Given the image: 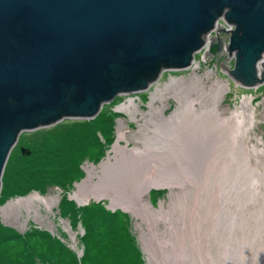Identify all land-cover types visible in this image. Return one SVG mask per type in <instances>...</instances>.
<instances>
[{"label":"water","instance_id":"1","mask_svg":"<svg viewBox=\"0 0 264 264\" xmlns=\"http://www.w3.org/2000/svg\"><path fill=\"white\" fill-rule=\"evenodd\" d=\"M219 21L235 29L229 45L211 38L207 57L225 47L234 87L259 88L264 0H0V192L23 134L93 120L164 72L189 70Z\"/></svg>","mask_w":264,"mask_h":264},{"label":"bare ground","instance_id":"2","mask_svg":"<svg viewBox=\"0 0 264 264\" xmlns=\"http://www.w3.org/2000/svg\"><path fill=\"white\" fill-rule=\"evenodd\" d=\"M227 24L223 22V25ZM234 29L233 27V30ZM207 37V35L204 37V44L200 51H203L204 47L210 43ZM262 60L264 62V57ZM262 63L257 65L256 71L260 79V65ZM195 79L196 81L192 82V84H188V88H185V86V89H183H189L187 90L189 91L187 97H180L183 98V100H181L175 95L180 104L179 108L170 115L171 117L163 118L161 121L162 124L159 126V128L161 127V135L158 137L156 134L152 135L154 138L155 136L157 137L155 143L152 144L151 141L149 143V145H151L146 149L128 148V146L121 145L120 141L124 140V134L120 132L111 155L102 162L99 168L93 165L87 168L88 177L78 184L77 190L73 194V199L77 200L80 204H84L91 199L101 201L109 198L113 208H122L135 217L141 218L144 222L151 221L149 225L154 226L156 222H160L159 216L165 215L166 211L162 209V213H160L154 210L150 202L146 200V196L151 190L154 188L169 189L172 192L175 187H179L182 191L188 190V194H186L187 192L185 193L186 196L188 195L189 198L192 200L196 199V201L193 200L194 202H192V204L190 203L191 201H188L191 205L187 207L186 213L181 210L177 217H166L167 224L169 225L167 236H171L172 233H179L181 229L185 228L187 224L190 223L193 227L198 226L203 228L201 234L203 232V242L206 244L205 246L209 254V259L206 260L199 257L201 260L190 262L179 259L175 261V264H241L246 258H249L253 264H264V220L262 221L260 218V215L262 217L264 216V206H259L260 208L256 210L257 221L255 234L252 238L250 237L251 240H248V236L251 234V221L246 218L243 214L244 212H241L242 209H240L241 211L239 210V204L237 203L239 200H243L242 203H244V200H248V202L254 200L259 201L260 198L263 199L264 202V193H260V195L257 194L258 187L262 182L264 183V179L260 181L258 176L264 178V174L260 173L258 166L254 167L252 165L251 153L246 144V136L249 128L244 127V118H246V116H244L245 109L241 112L242 117L244 116L242 121L238 120V113L234 111L229 113V116H221L219 113V104L226 91L224 88L225 85L219 83L217 88L206 93L204 90L207 87L203 89L204 87H199V84L196 83L200 82L202 84V80L198 78ZM175 82L176 81H172L167 89L170 90L169 87L175 86ZM179 90L180 89H178V91ZM193 91L199 94L200 97H192L191 93ZM174 92L177 93L176 91ZM161 94L162 92L159 89H155L152 93L151 100L156 101L157 96ZM203 96H207L210 100L208 104H206V102L204 103ZM133 104L135 105V99L130 97L124 105L120 106L118 109L131 116ZM246 104L249 105V102ZM250 110L253 109L249 108V112ZM151 120L152 118L150 122H152ZM157 124L159 125L160 123ZM178 135L181 137L186 136L189 147L188 151H190L188 156L182 145L175 142L179 140ZM182 138L184 139L185 137ZM184 141L182 143H185ZM261 155L264 154H260V156ZM193 167L205 169L206 178L210 177L212 174L214 175V178L211 176L208 180L206 178L204 179L207 180L206 184H214L217 186L218 183L220 186L217 188L214 185L213 187L207 185V187L205 184L201 183L203 184V188H201L198 184L200 178L198 179L196 175H193L195 174L193 172ZM262 168L264 169V167ZM179 173L180 177L174 178V176ZM217 178L220 182L223 181V183H220ZM194 185L198 187L199 192H196L198 195L195 193L197 189ZM214 191H217V195H219V201L216 200L217 202L214 200ZM185 200L187 199L185 198ZM58 201L59 196H43L35 193L24 198L10 201L2 210L4 215L13 216L16 220L21 216V209L25 210L27 216L23 226H26L32 218L42 223L44 220V218H42V209L45 208L51 212ZM258 201L256 202L258 203ZM240 205L242 206L241 203ZM168 208L170 209V207ZM171 212L172 211H170V214ZM168 213L167 216L169 215ZM245 213L247 214V212ZM150 215H153L152 219ZM65 224L67 225V223ZM237 228L241 229V235L237 234ZM150 237L148 234L144 235V242L146 250L149 252L151 260H153L151 250L153 248L152 243L154 242H152V240L154 239L151 240ZM71 239L75 243L77 242L75 233H71ZM186 241L184 244H187ZM161 243L162 242H160V244ZM186 249L188 251L192 250V248ZM166 251L168 250L166 249ZM193 251L195 250L193 249ZM172 260H175L174 257H171V262H173ZM245 263H247V261H245Z\"/></svg>","mask_w":264,"mask_h":264},{"label":"trees","instance_id":"3","mask_svg":"<svg viewBox=\"0 0 264 264\" xmlns=\"http://www.w3.org/2000/svg\"><path fill=\"white\" fill-rule=\"evenodd\" d=\"M117 118V113L103 110L93 120L65 121L20 137L21 146L31 154L23 155L20 146L12 151L2 178L0 207L32 193L46 195L51 188L59 189L60 217L73 230L79 226L84 230L79 238L83 255L47 231L20 234L0 219V264H146L128 213L112 212L101 202L79 207L67 198L84 179L83 164L98 165L107 156L116 139ZM165 194L153 192L151 198Z\"/></svg>","mask_w":264,"mask_h":264},{"label":"rangeland","instance_id":"4","mask_svg":"<svg viewBox=\"0 0 264 264\" xmlns=\"http://www.w3.org/2000/svg\"><path fill=\"white\" fill-rule=\"evenodd\" d=\"M202 52L203 51H200L199 52L200 54L198 53L196 55V57H197L196 64H194L191 67V69L186 70V71H182V72H169V71H166V73L160 78V80L156 84H154L147 92H144L145 96L142 95L143 93L138 94V98L136 99V104L132 105V109L133 110H131V113H132L131 116L128 113H124V112H120L118 114V118L116 120V140L119 138V134L121 132V133L124 134V140L120 141L122 146H128V148H138V149H144V148L146 149V148H148L151 145V144L149 145V143L151 141H152V144L155 143V139L159 135H161L160 134V128L161 127L159 128V126L162 124L161 121L163 120V118L171 117L170 115H172L179 108L180 104H179L178 99L175 97V95L178 98L184 97V96L187 97L188 92H189L187 90H189V89H186V90H183V89L188 88L187 87L188 84H192V82L196 81L195 78H198V79L202 80L201 81L202 84L200 82H196V83L199 84V87L200 86L204 87L203 89H205L207 87L204 90V92H206V93L211 91L212 89L217 88L219 83H223L225 85L224 88H225L226 91L224 93V97L222 98L221 103L219 104V113L221 114V116L225 117V116H229L230 115L229 113H232L233 111L237 112L239 121H242L244 116H246V118H244V120H245L244 121V123H245L244 127H248L249 128L247 136H246V144H247V148L249 149V151L251 153L252 165L254 167L258 166V168L260 170V173L264 174V169L262 168V167H264V155L260 156V154H264V86H263L264 84H262V86L260 84L259 88L255 89V90L253 89L252 91L248 90V89H244L242 87H234V83L235 82H233L230 78H228L226 76V74L224 72V69L222 68V65H223L222 62H221L222 58L220 60L217 57L215 59L211 58L213 60H212V62L209 65L208 63H203L202 62V57H203ZM232 65L233 64L231 62L229 64V67H232ZM197 66H199V67H197ZM210 69H213V73L212 74H208L207 73ZM172 81H176L174 83L175 86L169 87L170 90H168L167 87L172 83ZM176 83H178V84H176ZM203 85H205V86H203ZM177 86H178V88H177ZM155 89H159L162 92V94L160 96H157L156 101L155 100L152 101L151 100L152 99V93L155 91ZM178 89H180V90L178 91ZM174 91H176V92L178 91L179 93L178 92L175 93ZM192 93H191L192 97H194V98L200 97L199 94H196L195 91H193ZM161 96H162L163 99L161 98ZM121 98H122L121 100H116L115 102H113V103H111L109 105H105L103 107L102 111L103 110H111L112 112H115L114 110H116V107L117 106H121L122 104H124L127 101V99L130 98V96L125 95L124 97H121ZM202 98H204V103L206 102V104H208L210 102V100L208 99L207 96H203ZM180 99L183 100V98H180ZM250 100H251V102H250ZM248 102H249V105L246 104ZM248 107L250 109H253V110H250V112H249V108ZM244 109H245V111H244ZM242 110L245 113V115L243 117H242V114H241ZM248 113H250L251 116ZM161 114H163V115H161ZM149 116L152 118V120H151L152 122H150L151 118ZM154 116H155V118H154ZM160 116H162V117H160ZM85 121H88V120H85ZM248 121L250 122V124H249ZM153 123H155L156 125L153 124ZM157 123H160V124L158 125ZM148 128H149V130H148ZM155 128H156V130H155ZM158 128H159V130H158ZM155 134H156L157 137L155 136V138H154V136H152V135H155ZM182 137H185V138L183 139ZM182 137L181 136L178 137L179 138V140H178L179 143H178V141H175V142L177 144H179V145H182V147L186 151V155L188 156L190 151H188L189 147H188V144H187V141H186V136H182ZM180 138H181V140H180ZM147 139H149V140H147ZM183 141L185 143H182ZM144 143H146V144H144ZM114 146H112V148L109 150L110 152H108V154L105 157V159L103 160V162L111 155L112 150L114 149ZM141 146H143V147H141ZM259 158H260V161H259ZM99 166L100 165H98L96 167L99 168ZM89 167H91V165H89L88 162L86 161L83 164V166H82V169L84 171V179L81 182H83L88 177L87 168H89ZM205 171H206L205 169H197V168L193 167V172L195 173L193 175H196L198 177V179L200 178L199 183H198L200 185V187L203 188V186H202L203 184H205V186L208 185V186H212L213 187L214 184L213 185L212 184H206V182L211 176H212V178H214V175L212 174L210 177L206 178ZM201 174H202V177H201ZM176 177H180V173L174 176V178H176ZM205 178L207 180H204ZM258 179L260 181H263L264 178L262 176H258ZM217 180H219V179L217 178ZM81 182H79V183H81ZM219 182H220V180H219ZM201 183H203V184H201ZM220 183H223V181L220 182ZM214 186L218 188V186H220V185L217 183V186L216 185H214ZM190 187H193V186H190ZM194 187L197 189L195 191V193L196 192L198 193L199 192L198 187L196 185H194ZM177 188H179V187H175L172 190V192L169 189L154 188L146 196V200L150 202V204L152 205L154 210L159 211L160 213H162L161 212L162 209H164L166 211L165 215L163 214V215L159 216L160 217V222L159 223L156 222L154 224V226L149 225V223H151V221L144 222L141 218H137L134 215H132L130 212L126 211L131 216V219H132V230H133L134 235L137 238L138 244H139V246H140V248L142 250V253L144 255V259H145L147 264H170V263H172V264L174 263L175 264V261H178L179 259L180 260H185L187 262L197 261L200 258L201 259L203 258V259H206V260L209 259V254H208L207 248L205 246L206 244L203 242V232L201 234V231H203V228L198 227V226L193 227V225L190 223V224H187V226L185 228L180 230V232H179L180 234L179 233H177V234L172 233L171 236H169V235L167 236V232H169L168 231L169 230L168 229L169 225L167 224L166 217H173V216L177 217L180 214L179 211H181V210L183 212L185 211V213H186L187 207H189L192 204V202L196 201V199H193L194 200L193 201L191 198L188 197V195L186 196V194H188V190H183L182 191L180 188H179L180 190L177 189ZM263 189H264V183L262 182V184H260V186L258 187L257 194L260 195V193H264ZM76 190H77V187H76L75 191ZM161 191L166 192L164 197H162V198L158 197V198H156V200L153 197L151 198V196H153L152 195L153 192H161ZM180 192H181V194H180ZM74 193H70L71 194L70 197H72V199L69 197V194L67 195V198L69 200L75 202V200L73 199V194ZM197 193H196V195H198ZM213 193H214L213 195H215L214 196V200L215 201L216 200L219 201V197H218L219 195H217L218 192L214 191ZM33 194H35V193H33ZM43 196H52V197L59 196V201L56 204V206L54 207L53 211H51V212H49L45 208L42 209V215H43L42 218H44L42 223H40V222H38V221H36V220H34L32 218V219H30V221L27 223L26 226H23L25 224V220H26V216H27V213L25 212V210L21 209L22 210L21 216L19 217L18 220H16L15 217H13V216H6V215L3 214V210L2 209L6 205L0 207V219H1V222L6 227L13 229L14 231H16V232H18L20 234H25V233H27V232H29L31 230H35V229L36 230L47 231L53 237L59 239L64 244H66L72 251H74V252L78 253L80 256H82L81 255L82 254V246L80 244L79 238L84 233L83 230L80 228V226L76 230L71 229L69 222L67 220L62 219L60 217V214H59V209L58 208H59V204H60V202H61V200L63 198L62 192L59 189H57V188H51L47 192V194L43 195ZM185 198L187 200H185ZM173 199H174V202H173ZM188 201L189 202L191 201L190 202L191 204ZM256 201H258V200H254V201H251V202L250 201L248 202V200H244L245 204L242 203L243 200H239L237 202L239 204V207H238L239 210L242 209V211L241 210L240 211L242 213L244 212L243 214L246 216V218L251 221V234L248 236L249 237L248 240H251L252 236L255 234V230H256L255 227H256V221H257L256 220V210H258L260 207L264 206L263 199L260 198L258 203ZM90 202H101V203L105 204L108 209L121 210V211L123 210L122 208H113L111 206V200L109 198L103 199L101 201H98V200H95V199H91L89 201V203ZM240 203L242 204V206L240 205ZM174 204H175V206H174ZM252 204H254V205H252ZM168 207H170V209ZM242 207H244V208H242ZM170 211H172L171 214H170ZM245 212H247V214ZM253 212H255V213H253ZM167 213L169 214L168 216H167ZM253 214H254V216H253ZM150 217L152 219L153 215L152 216L150 215ZM263 217L260 215V218L262 219V221L264 220ZM253 219L255 220V222H254ZM65 223H67V225ZM263 223H264V221H263ZM239 224H240V221H239ZM236 230H237V234L241 235V229L237 228ZM71 233H73V234L75 233L76 240H77L76 243L71 239ZM147 234H148L149 237H150V234H151V237H150L151 240L154 239V240H152V242L153 241L154 242L152 243L153 244V248L151 250L152 251L153 260H151V257L149 256V252L146 250V246H145V242H144V235H147ZM154 235H155V237H154ZM188 237H190V238H188ZM163 238H165V239H163ZM156 240H158V241H156ZM185 241H186L187 244H184ZM160 242H162V243L160 244ZM175 242L177 243V245H176ZM181 242H183V243H181ZM200 244H202L204 246H202ZM170 245H171V247H170ZM162 247H164V248H162ZM190 247L192 248V250L188 251L186 248L191 249ZM165 248L169 252L166 251ZM193 249L195 251H193ZM199 250H200V252H199ZM151 251H150V253H151ZM190 253H192V254H190ZM170 256L172 258L174 257L175 260L174 261L172 260L173 262H171V257ZM190 258H191V260H190ZM245 261H247V263H245ZM245 261L243 263H241V264H253L252 261L249 258H246ZM176 264H178V263H176Z\"/></svg>","mask_w":264,"mask_h":264},{"label":"built area","instance_id":"5","mask_svg":"<svg viewBox=\"0 0 264 264\" xmlns=\"http://www.w3.org/2000/svg\"><path fill=\"white\" fill-rule=\"evenodd\" d=\"M220 25H223V21H219L218 23H217V26L215 27V29L213 30V32H211L209 35H208V37H207V39L209 40V42H210V40H211V38H221L222 39V41H223V43H225L226 45H229V41H230V38H231V31L233 30V27L232 26H227V25H223L224 27H226L227 29H222V30H220V32H219V36H218V34H217V31H218V29H219V27H220ZM207 44V43H206ZM208 46H209V43L207 44V46H205L204 47V50H203V52H202V55H203V57H202V62L203 63H208L209 65H210V63L212 62V60L213 59H215L216 57L220 60L221 58L223 59V57L225 56V54H226V50H225V47H223V49L220 51V52H218V53H216V55L215 56H212V57H207V54H208ZM219 56V57H218ZM211 58H213V59H211ZM232 57H231V59L229 60V64L232 62ZM224 66V65H223ZM225 69V71H227V69L226 68H224ZM208 74H212L213 73V69H210L208 72H207ZM124 105V104H123ZM122 106V105H121Z\"/></svg>","mask_w":264,"mask_h":264},{"label":"flooded vegetation","instance_id":"6","mask_svg":"<svg viewBox=\"0 0 264 264\" xmlns=\"http://www.w3.org/2000/svg\"><path fill=\"white\" fill-rule=\"evenodd\" d=\"M234 60V59H233ZM166 72H164L162 75H164ZM68 121H70V120H68ZM71 121H78V120H71ZM79 121H85V120H79ZM65 122V121H64ZM63 123V122H62ZM59 124H61V123H59ZM58 125V124H57ZM54 126H56V125H54ZM54 126H52V127H54ZM51 128V127H50ZM48 129V128H47ZM42 130V129H41ZM18 146H20L21 148L23 147V146H21V144H20V139H19V142L17 143V145L15 146V148H17ZM14 148V149H15ZM21 148H20V150H21ZM26 148V147H25ZM13 149V150H14ZM29 149V148H28ZM22 153V152H21ZM30 156V155H29Z\"/></svg>","mask_w":264,"mask_h":264}]
</instances>
